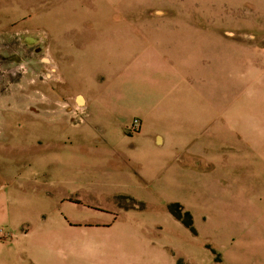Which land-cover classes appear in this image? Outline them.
<instances>
[{"label": "rangeland", "instance_id": "374dc122", "mask_svg": "<svg viewBox=\"0 0 264 264\" xmlns=\"http://www.w3.org/2000/svg\"><path fill=\"white\" fill-rule=\"evenodd\" d=\"M6 228L55 264H264V0H0Z\"/></svg>", "mask_w": 264, "mask_h": 264}, {"label": "crops", "instance_id": "0c3cea01", "mask_svg": "<svg viewBox=\"0 0 264 264\" xmlns=\"http://www.w3.org/2000/svg\"><path fill=\"white\" fill-rule=\"evenodd\" d=\"M131 36L133 38H142V36L138 33H133ZM148 38V37H147ZM144 92L147 93L144 89L140 90L139 93ZM139 95V94H138ZM147 97L148 95L145 94ZM156 95L151 93V96ZM137 95L135 94L132 98ZM129 99V104L131 105L132 99ZM199 102V109L196 110L195 102ZM148 104H151L150 97L147 99ZM188 107L191 110L198 111H209L207 101L200 102V100L196 97V99L192 102ZM134 109V108H133ZM201 109V110H200ZM16 229H7V235L4 238H0V264H55L54 261V249L53 246L49 248L48 246H43L41 250L36 249V247L32 244V239L23 234L14 233Z\"/></svg>", "mask_w": 264, "mask_h": 264}, {"label": "built area", "instance_id": "2783aa9c", "mask_svg": "<svg viewBox=\"0 0 264 264\" xmlns=\"http://www.w3.org/2000/svg\"><path fill=\"white\" fill-rule=\"evenodd\" d=\"M139 126H140V119L138 117H134L129 124V128L131 130H137Z\"/></svg>", "mask_w": 264, "mask_h": 264}]
</instances>
